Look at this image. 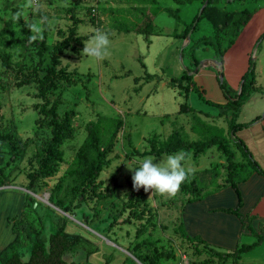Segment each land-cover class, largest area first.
<instances>
[{
	"label": "rangeland",
	"instance_id": "1",
	"mask_svg": "<svg viewBox=\"0 0 264 264\" xmlns=\"http://www.w3.org/2000/svg\"><path fill=\"white\" fill-rule=\"evenodd\" d=\"M200 2L179 5L174 0H158L157 5L136 4L144 6L139 8L141 18L137 20L133 4L125 0H104L103 3L98 0H32L31 6H26L28 0H0V33L7 28L20 36L23 22L35 26V30L31 28L34 37L40 38L47 33L43 68L50 63L55 44L70 38L79 49L65 50L57 67L81 81L68 85L60 80L49 95L52 101L58 102L61 118L67 113L71 115L75 130L73 137L63 145L65 155L59 170L45 178L47 185H43L41 180L32 182L30 173L38 170L36 154L52 136L49 118L40 113L41 99L36 95L35 84L19 87L15 72L6 69L0 60V133H11L26 145V151L9 162L10 145L0 140V168L4 170L3 175L0 174V264L4 249L16 238L21 240L24 259H28L31 241L27 230L31 226L38 231V236L33 238L47 241L49 234L64 222L68 235L79 239L76 248L66 255L68 261L82 264H144V261L146 264H233L229 260L220 261L200 243L183 236L180 229L182 211L189 201L198 197L197 193L189 195L180 187L174 198L165 199L157 193L144 191L145 198L137 205L143 214L126 221L129 203L137 204L131 194L138 191L133 188L134 173L128 167H138L139 161L145 158L135 154L134 149H148L153 134L166 139L175 129H180L189 141L203 138L192 130L194 114L227 132L232 110L223 113L205 98L215 103L230 100L220 81L225 82L227 88L240 92L250 57L256 63L255 85L246 93L233 121L251 125L264 116V37L259 39L264 32V0H242L232 4L218 0L219 5L228 10L254 12L237 36L235 32H217L222 47L234 38L222 63L212 60L217 59L212 44L209 48H197L195 55L191 51L198 38L215 35L207 19L200 21L189 42L182 36L201 8ZM179 7V16L164 9ZM255 7L259 8L254 11ZM121 8H124L122 12L118 10ZM17 13H20L19 18ZM144 17L153 22L148 35L138 31L120 32L116 28L120 22L125 25L127 22L129 26L137 22L138 28H144V20H147ZM82 26L89 34L95 29L109 33L111 44L105 59L97 61L81 56L84 40L88 39L87 36L78 37ZM37 50L36 46L27 51L8 49L15 67L23 63L26 73L38 63ZM203 60V67L194 75L201 97L187 81H176V77H181L187 69L193 74L197 62ZM220 75H223L222 80ZM100 115L125 120L113 148L108 151V163L101 172L100 185L97 191L87 190L71 205L59 207L50 201L52 189L84 141L87 122ZM247 134L243 129L237 132L240 138ZM228 146L232 156L218 146L208 148L199 156L186 152L190 159L185 161V167L193 170L187 183L195 179L204 190L211 191L227 182L229 161L243 160L233 142ZM165 155L152 156L156 158L154 163ZM147 240L153 244L149 246ZM255 241L257 237L248 239L245 236L242 243ZM244 256V264H264V244Z\"/></svg>",
	"mask_w": 264,
	"mask_h": 264
},
{
	"label": "trees",
	"instance_id": "2",
	"mask_svg": "<svg viewBox=\"0 0 264 264\" xmlns=\"http://www.w3.org/2000/svg\"><path fill=\"white\" fill-rule=\"evenodd\" d=\"M133 4L132 11L138 13L137 20L141 18L139 8L144 6H136V4H158V0H125ZM179 5L189 4L196 0H174ZM201 8L195 15L193 21L183 30L182 36L187 37L190 30L193 33L199 27V23L204 18L207 19L214 28L215 35H209L200 37L192 46V53L195 55V51L199 47L209 48L212 44L215 51L216 60L220 63L223 62V56L225 51L234 43V38L229 40V45L222 47L217 36V32H235L237 36L241 27L245 26L253 16V11L250 10H228L226 6H221L218 0H200ZM208 4L204 7L205 2ZM227 4H232L235 1L242 0H226ZM99 3H103L104 0H98ZM135 5V6H134ZM204 7V8H203ZM203 11L201 12V9ZM259 7H255L256 11ZM124 8L118 9L120 12ZM171 15L179 16L181 8H164ZM104 10V9H103ZM151 18V16H149ZM147 20L144 28H138L137 22L119 23L116 28L122 32L138 31L144 34H149L153 25L152 20L144 17ZM28 22H23L22 35L16 36L11 30L5 28L1 31L0 38V60L3 66L15 72L17 78V85L19 87L24 85L35 84L38 89L36 93L37 97L41 99L39 102L40 113L48 117V123L51 126V138L48 139L42 148L37 152L36 158L39 162V168L35 172L30 173V178L33 181L41 180L43 185H47L45 178L53 176L60 168L64 161L63 145L65 142L73 137L74 124L70 114H66L64 117H60L58 110V102L52 101L49 97L50 93L57 87L60 80H64L68 85H76L80 79H74L69 75V72L65 69H58L60 63V56L65 50L78 51L79 47L70 38H65L55 44L50 63L47 67L43 68L42 58L47 51V33H44L42 37L37 38L33 36L32 29L29 27ZM192 33V35H193ZM34 37V38H33ZM264 37V32L260 38ZM216 41V43H214ZM32 46L37 47V53L39 60L37 65L29 72L24 71V64L20 63L15 67L12 62V54L8 51L9 48H23L29 50ZM199 64V62H197ZM40 71L44 74L41 75ZM186 72L181 77H176V81H187L193 90L200 93L203 97L201 89L194 80V75ZM243 83L240 92L227 88L225 82H221V87L224 93L229 97V101L226 103H215L205 98V101L217 105L223 113H226L228 109L232 110V122L229 124V129L226 132L223 128L217 127L212 123H208L200 116L194 114V123L192 124V130L201 135L203 138L197 141H189L185 138L180 129H175L166 139H160L155 133L149 138L150 147L143 151L134 149L135 154L141 157L157 156L160 157L165 154H172L179 151L193 152L195 156H199L202 152L213 146H218L224 153L231 155L228 143L233 142L243 155V160L237 163L229 161L227 166L228 180L224 184L218 186L213 190H218L227 185H232L236 190L238 189V183L247 180L253 172H258L264 175V168L260 165L257 159L254 157L252 151L249 149L246 142L237 136V132L244 129L249 125H241L233 121L239 111V106L245 99L246 93L255 85L256 81V63L255 60L250 57L249 68L243 75ZM189 110L190 107H187ZM125 124V120L119 117L100 115L95 120L87 122L85 129L87 135L78 148L75 157L70 166L65 170L63 176L54 185L50 201L59 207H64L67 204H72L74 201L87 190L97 191L100 185V176L104 166L108 163L107 154L109 149L113 148L118 133ZM130 138V136H129ZM0 140L7 142L10 145V159L9 162L17 160L18 156L26 151V145L21 144L11 133H0ZM3 168H0V174L3 175ZM182 190L186 191L189 195L191 193H197L198 197L191 201L201 199L208 192L199 185L198 181L191 180L188 184L185 180L181 185ZM134 198L137 201L135 206L130 202V213L126 221L130 222L132 218H139L143 211H139V206L142 199L145 198L144 189L141 188L135 194H131V199ZM190 202V201H189ZM138 205V206H137ZM239 207L235 209H228L227 211L238 214L243 221L247 218H243L239 213ZM133 216V217H132ZM180 229L185 238L200 243L202 248L209 250L222 262H227L232 259L237 262L242 257L243 252L252 250L254 247L264 241V236H259L258 240L252 244H245L240 248L233 251H219L204 241L198 236H191L186 229L180 223ZM38 236V231L32 228L27 230V236L30 238L31 246L28 255V259H24V254L20 250L22 243L19 238L12 241L3 251L2 264H82L79 261H68L66 255L74 250L79 243L78 237L69 236L66 232V223H62L56 227L48 236V240L35 239L33 236ZM148 245L153 243L151 240H147ZM162 254V253H160ZM143 261V260H142ZM144 264L145 261H144Z\"/></svg>",
	"mask_w": 264,
	"mask_h": 264
},
{
	"label": "crops",
	"instance_id": "3",
	"mask_svg": "<svg viewBox=\"0 0 264 264\" xmlns=\"http://www.w3.org/2000/svg\"><path fill=\"white\" fill-rule=\"evenodd\" d=\"M243 130L248 134L242 139L264 168V116ZM238 206L239 213L247 220L243 221L238 214L227 211ZM181 216L182 225L191 236L200 237L219 251H233L250 244L242 243L245 236L248 239L255 236L257 240L264 236V175L253 172L247 180L238 183L237 190L227 185L208 192L203 198L188 202ZM263 244L264 241L243 252L237 262L229 261L244 264V255Z\"/></svg>",
	"mask_w": 264,
	"mask_h": 264
},
{
	"label": "clouds",
	"instance_id": "4",
	"mask_svg": "<svg viewBox=\"0 0 264 264\" xmlns=\"http://www.w3.org/2000/svg\"><path fill=\"white\" fill-rule=\"evenodd\" d=\"M31 3L32 0H28L26 6H31ZM19 16L20 13H17V18ZM29 27L35 30L34 25ZM84 36H87L88 39L84 40V47L81 51L83 58L100 61L108 56L111 44L109 33L95 29L89 34L88 29L82 26L78 37ZM64 61L72 63L68 60ZM72 64L75 65L76 63ZM187 159H190V154L184 151L167 154L158 163H154L155 157L147 156L143 158L139 161L138 167H128L134 173L132 175L133 188L139 190L142 187L145 192L157 193L165 199L174 198L182 183L188 179L193 171L191 168L185 167Z\"/></svg>",
	"mask_w": 264,
	"mask_h": 264
},
{
	"label": "water",
	"instance_id": "5",
	"mask_svg": "<svg viewBox=\"0 0 264 264\" xmlns=\"http://www.w3.org/2000/svg\"><path fill=\"white\" fill-rule=\"evenodd\" d=\"M207 4H208V1L205 2L204 7H205ZM204 7H203V8H204ZM203 8L201 9V12L203 11ZM192 33H193V30H190L189 33H188V35H187V41H188V42H189L190 39H191ZM188 42H187V43H188ZM184 47H185V45H183V47H182V49H181V53H180L181 61H183L182 53H183V48H184ZM212 60L218 62L216 59H212ZM218 63H220V62H218ZM203 65H204V60L201 61V62H199V64H198L197 67H196V70H195L193 73L199 71V69H200L201 67H203ZM220 79H221V80L223 79V75H220Z\"/></svg>",
	"mask_w": 264,
	"mask_h": 264
}]
</instances>
